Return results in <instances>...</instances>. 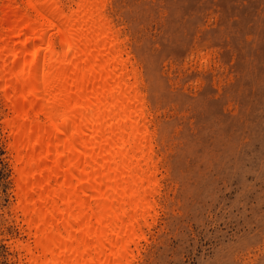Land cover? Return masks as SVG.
Masks as SVG:
<instances>
[{
    "label": "rangeland",
    "instance_id": "374dc122",
    "mask_svg": "<svg viewBox=\"0 0 264 264\" xmlns=\"http://www.w3.org/2000/svg\"><path fill=\"white\" fill-rule=\"evenodd\" d=\"M107 1L161 157L158 211L130 264H264V0ZM4 101L0 264H27Z\"/></svg>",
    "mask_w": 264,
    "mask_h": 264
},
{
    "label": "bare ground",
    "instance_id": "6f19581e",
    "mask_svg": "<svg viewBox=\"0 0 264 264\" xmlns=\"http://www.w3.org/2000/svg\"><path fill=\"white\" fill-rule=\"evenodd\" d=\"M106 1L0 7V93L32 240L16 248L27 264H130L158 211L153 113Z\"/></svg>",
    "mask_w": 264,
    "mask_h": 264
}]
</instances>
